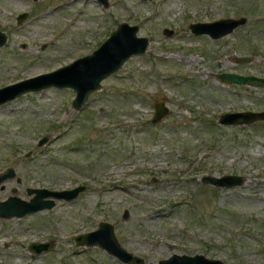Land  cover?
I'll return each mask as SVG.
<instances>
[{
    "label": "rangeland",
    "instance_id": "rangeland-1",
    "mask_svg": "<svg viewBox=\"0 0 264 264\" xmlns=\"http://www.w3.org/2000/svg\"><path fill=\"white\" fill-rule=\"evenodd\" d=\"M108 1L0 0L8 38L0 47V88L91 54L123 22L150 40L81 110L73 89L57 87L0 106V175L15 173L0 186V201H29V188L86 187L51 210L0 218V264H124L99 247L76 245L78 234L104 221L144 264L175 254L264 264V121L218 124L228 112L264 111V87L217 77H264V0ZM22 13L28 16L19 23ZM242 16L248 22L219 40L189 28ZM162 98L171 113L153 124ZM207 175L246 181L218 188L202 181ZM47 241L55 242L51 251H30Z\"/></svg>",
    "mask_w": 264,
    "mask_h": 264
},
{
    "label": "water",
    "instance_id": "water-1",
    "mask_svg": "<svg viewBox=\"0 0 264 264\" xmlns=\"http://www.w3.org/2000/svg\"><path fill=\"white\" fill-rule=\"evenodd\" d=\"M37 1V0H36ZM104 7L109 6L108 0H98ZM148 1V0H143ZM27 13L18 17L19 23L27 18ZM248 22L247 17L226 18L212 22H196L190 24L189 28L193 34L207 35L213 40H219L232 34L237 28ZM139 25H131L127 22L114 30L110 37L94 50L91 54L74 60L69 65L63 66L55 71L45 73L15 84L0 88V106L18 97L29 93L38 92L50 87L71 88L76 92L73 106L81 110L88 102L90 95L102 89V82L117 73L123 65L133 56L145 54L150 44L147 37L138 35ZM164 33L171 36L174 31L165 29ZM7 36L0 30V47L7 42ZM251 57H240V63H248ZM224 83L246 85L250 87H264V77L256 75H242L238 73L224 72L217 74ZM170 108L166 105L164 98L155 103L153 124H160L169 114ZM264 121V111H238L222 114L218 124L225 126H246ZM49 141L48 137L40 140L39 146ZM15 175L11 169L0 175V186L8 178ZM202 181L218 188H234L243 185L246 179L237 175H225L221 178L211 175L204 176ZM85 186H77L72 189L52 190L48 188H29L28 193L32 198L27 201L18 196H10L0 201V218H23L44 210L53 209L58 200L73 201L85 191ZM128 213L126 212L124 217ZM76 245L88 248L99 247L108 252L109 255L118 258L124 264H144V259L128 252L119 243L115 234L114 225L109 222H101L98 229L80 233L76 237ZM55 242H33L30 251L42 254L54 249ZM158 264H224L217 259H209L203 255H173L168 259L161 260Z\"/></svg>",
    "mask_w": 264,
    "mask_h": 264
},
{
    "label": "bare ground",
    "instance_id": "bare-ground-1",
    "mask_svg": "<svg viewBox=\"0 0 264 264\" xmlns=\"http://www.w3.org/2000/svg\"><path fill=\"white\" fill-rule=\"evenodd\" d=\"M24 44H26V42H22V45H24ZM170 223H171V225H176V221L175 220H173L172 222L170 221Z\"/></svg>",
    "mask_w": 264,
    "mask_h": 264
}]
</instances>
